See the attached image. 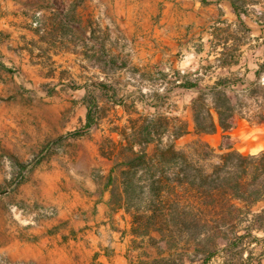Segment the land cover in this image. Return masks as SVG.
Here are the masks:
<instances>
[{
  "label": "rangeland",
  "instance_id": "374dc122",
  "mask_svg": "<svg viewBox=\"0 0 264 264\" xmlns=\"http://www.w3.org/2000/svg\"><path fill=\"white\" fill-rule=\"evenodd\" d=\"M238 2L262 3L264 12V0ZM88 14V0H0V264H42L61 244V228L69 222L62 214L75 212V220L86 221L87 213L98 212L110 198L105 187L113 167L110 136L119 140L117 128L129 134L140 115L154 113L138 94L131 95L127 74L134 72L121 68L127 57L109 46L100 17L93 22ZM170 80H151L147 103L191 121L175 114L170 87L161 85ZM88 104L96 117L92 128L86 127ZM249 104L254 115L256 105ZM237 119L245 121V129L241 135L232 131L233 147L245 154L264 150L259 142L264 123ZM249 129L255 130L252 136L245 135ZM222 135L189 133L177 145L208 142L215 164L223 153ZM262 209L264 201L252 208ZM128 242L136 258L139 240ZM252 248L258 254L259 245Z\"/></svg>",
  "mask_w": 264,
  "mask_h": 264
},
{
  "label": "trees",
  "instance_id": "16d2710c",
  "mask_svg": "<svg viewBox=\"0 0 264 264\" xmlns=\"http://www.w3.org/2000/svg\"><path fill=\"white\" fill-rule=\"evenodd\" d=\"M233 8L244 26L234 1ZM93 108L88 104L87 128L96 125ZM236 117L264 123V83L243 92L208 88L193 101L194 134L223 133L218 163H211L217 154L205 141L179 148L189 124L160 110L140 115L129 134L117 128L119 140L110 136L108 205L131 217L136 264H264V209L252 210L264 201V150L233 147Z\"/></svg>",
  "mask_w": 264,
  "mask_h": 264
},
{
  "label": "crops",
  "instance_id": "0c3cea01",
  "mask_svg": "<svg viewBox=\"0 0 264 264\" xmlns=\"http://www.w3.org/2000/svg\"><path fill=\"white\" fill-rule=\"evenodd\" d=\"M233 1L245 27L238 24ZM88 9L86 17L90 21L100 17L111 41L109 46L118 47L127 57L121 68L134 72L127 74V86L135 91L131 95L138 94L154 113L163 107L147 103L145 90L151 80L171 79L161 85L170 87L167 94L178 105L175 114L191 117L193 101L208 88L243 92L264 83L262 3L242 6L238 0H88ZM99 9L103 11L99 13ZM83 20L87 21L85 17ZM129 93L125 99L131 98ZM171 112L165 113L171 116ZM185 121L189 133H194L193 120ZM244 122L236 117L234 125L238 123L239 127L234 126L230 135L232 131L241 135ZM221 132L219 129L200 137H216ZM254 132L249 129L245 135ZM259 142L264 145V134ZM108 198L101 202L98 212L85 215L86 221L75 220V212L62 214L69 222L61 228V244L46 254L42 264H136L137 257L131 256L133 249L128 242L133 239L131 218L124 210L111 211Z\"/></svg>",
  "mask_w": 264,
  "mask_h": 264
}]
</instances>
